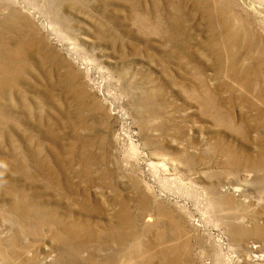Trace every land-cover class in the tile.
Segmentation results:
<instances>
[{"label": "rangeland", "instance_id": "obj_1", "mask_svg": "<svg viewBox=\"0 0 264 264\" xmlns=\"http://www.w3.org/2000/svg\"><path fill=\"white\" fill-rule=\"evenodd\" d=\"M0 264H264V0H0Z\"/></svg>", "mask_w": 264, "mask_h": 264}, {"label": "bare ground", "instance_id": "obj_2", "mask_svg": "<svg viewBox=\"0 0 264 264\" xmlns=\"http://www.w3.org/2000/svg\"><path fill=\"white\" fill-rule=\"evenodd\" d=\"M127 263V262H126Z\"/></svg>", "mask_w": 264, "mask_h": 264}]
</instances>
